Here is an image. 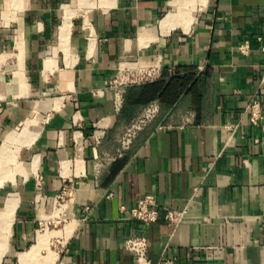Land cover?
Instances as JSON below:
<instances>
[{
    "label": "crops",
    "instance_id": "crops-1",
    "mask_svg": "<svg viewBox=\"0 0 264 264\" xmlns=\"http://www.w3.org/2000/svg\"><path fill=\"white\" fill-rule=\"evenodd\" d=\"M184 1L0 0V149L17 170L0 264H135L142 231L155 263L264 264V0H194L165 31ZM138 60L162 77L115 89ZM147 195L183 221L132 220Z\"/></svg>",
    "mask_w": 264,
    "mask_h": 264
},
{
    "label": "built area",
    "instance_id": "built-area-1",
    "mask_svg": "<svg viewBox=\"0 0 264 264\" xmlns=\"http://www.w3.org/2000/svg\"><path fill=\"white\" fill-rule=\"evenodd\" d=\"M259 41L262 45L261 49L264 52V37H260ZM249 46L244 45L241 47L242 53H247ZM162 77V66L156 63H150L145 61H134L123 68L119 69V74L112 82V86L118 89L120 86H133L140 84H147L154 82ZM258 107L257 105L254 108ZM160 115V105L157 102L151 103L140 118L134 120L128 126H126L124 133L120 139L121 153L129 150L133 141L140 132L145 130L152 122H154ZM261 118L260 113L253 114V123L257 124ZM165 128V125L161 124L159 129ZM99 143V139L96 140ZM62 201L63 197H59ZM185 214L182 212L172 211L166 209L162 212L154 196L147 195L143 197L136 207L131 209L130 217L132 220L137 221L143 225L149 226L165 220L175 226L180 224ZM125 251L132 255L135 264H173L172 261H161L155 263L149 255V236L145 231L138 232L132 237H129L125 242Z\"/></svg>",
    "mask_w": 264,
    "mask_h": 264
},
{
    "label": "bare ground",
    "instance_id": "bare-ground-1",
    "mask_svg": "<svg viewBox=\"0 0 264 264\" xmlns=\"http://www.w3.org/2000/svg\"><path fill=\"white\" fill-rule=\"evenodd\" d=\"M193 1L194 0H185L182 4L179 5L178 11H176L174 13H171L170 15L167 14L168 16L162 21V26L164 27V29H166L165 31H169L168 30L169 28L174 27L176 25H180L182 23L183 24L187 23V25H188V23L191 21V19L193 18V15H194V10H193V7H192L193 6ZM12 138L10 140L14 141ZM11 141H9V143ZM0 150H1L0 151V173L2 175H5L7 173L6 176H3L0 179V186H2L3 182L5 181L6 178H9V177L12 178V176H10V174L5 171V170H8V169L6 167V163L3 160L6 159V162H7V160L13 161V160H11V158H13L15 156V154L14 155H12V154L9 155L8 154L9 153L8 146L5 145V144L2 146V148ZM10 220H11L10 216H7L4 219L1 218V222H0V239L1 240H0V242L2 243V239L4 237L3 244L5 243L6 233H7L8 228H9Z\"/></svg>",
    "mask_w": 264,
    "mask_h": 264
},
{
    "label": "rangeland",
    "instance_id": "rangeland-1",
    "mask_svg": "<svg viewBox=\"0 0 264 264\" xmlns=\"http://www.w3.org/2000/svg\"><path fill=\"white\" fill-rule=\"evenodd\" d=\"M146 108L147 107H145L134 119H132V121L130 122V123H132L134 120H137L138 118H140L141 117V115L144 113V111L146 110ZM129 123V124H130ZM128 124V125H129ZM128 125H126V126H128ZM126 128V127H125ZM13 158H11V160H12ZM5 163H6V167H7V169L8 170H5L6 172H8L9 174H10V176H12V178L13 177H15V175H16V173H17V170H13L12 168V166H9L10 165V163H12L13 161H9V160H7V162H6V159L5 160H3ZM7 174V173H6ZM6 174L5 175H2L1 173H0V179L3 177V176H6ZM11 180V178L9 177V178H6L5 179V181L3 182V186L5 185V183H6V181H10ZM3 186H0V193H2V194H0V216H3L4 214L3 213H1L2 212V208H3V206H4V203L9 199V198H11V197H9V193L11 192L10 190H9V188L7 187V188H5V187H3ZM3 187V188H2ZM9 243V238H8V242H7V244ZM51 242L48 244L47 243V241H46V243H45V245H46V248H50V247H52L51 246ZM50 245V246H49ZM51 249V248H50Z\"/></svg>",
    "mask_w": 264,
    "mask_h": 264
}]
</instances>
